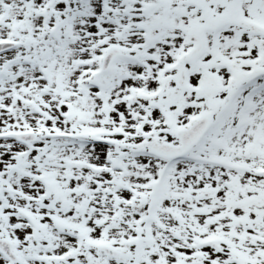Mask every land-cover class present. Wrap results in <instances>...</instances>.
I'll return each instance as SVG.
<instances>
[{"label":"snow or ice","instance_id":"1","mask_svg":"<svg viewBox=\"0 0 264 264\" xmlns=\"http://www.w3.org/2000/svg\"><path fill=\"white\" fill-rule=\"evenodd\" d=\"M0 264H264V0H0Z\"/></svg>","mask_w":264,"mask_h":264}]
</instances>
